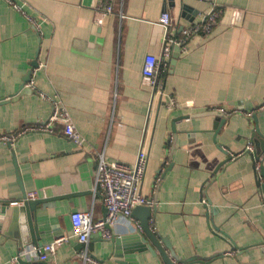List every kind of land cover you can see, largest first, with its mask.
<instances>
[{
	"label": "crops",
	"instance_id": "1",
	"mask_svg": "<svg viewBox=\"0 0 264 264\" xmlns=\"http://www.w3.org/2000/svg\"><path fill=\"white\" fill-rule=\"evenodd\" d=\"M17 2L40 24L0 0V98L9 100L0 104V137L50 116L44 92L68 108L84 144L67 138L61 123L53 133L28 131L0 143V264L19 252L21 264L36 261L40 245L23 202L30 192L43 201L31 212L41 244L71 236L48 264H88L77 256L86 245L75 235L72 213L106 216L96 184L99 155L133 166L141 151L147 156L141 192L155 201L150 225L167 253L173 249L190 264H264V176H257L251 154L264 167V138H253L257 128L264 136V0ZM106 4L113 12L106 14ZM214 8L222 10L214 30L192 38L186 51L173 49L155 92L142 68L148 55L162 53L161 15H171V29L181 36ZM233 9L243 11L238 23H231ZM167 96L175 108L166 106ZM213 110L226 117L207 113ZM12 201L22 202L5 206ZM132 216L112 226L122 241L119 257L166 264L139 230L143 212ZM113 247L100 234L87 245L99 261Z\"/></svg>",
	"mask_w": 264,
	"mask_h": 264
},
{
	"label": "built area",
	"instance_id": "2",
	"mask_svg": "<svg viewBox=\"0 0 264 264\" xmlns=\"http://www.w3.org/2000/svg\"><path fill=\"white\" fill-rule=\"evenodd\" d=\"M12 5L18 11H23L17 0H5ZM104 10L107 13L113 12V6L111 4L104 5ZM233 18L231 23H238L243 16V11L239 9H233ZM23 13H25L23 11ZM222 10L214 8L211 12L203 16L197 21L192 22L186 28L183 29L182 35L178 36L174 30L171 29L172 17L168 12H164L160 17V23L165 29V37L163 42L162 53L159 57L154 55H148L144 61L142 68L144 82L153 87V90L159 91L161 88L160 76L162 72L167 68L168 61L172 55L175 47H180L182 51L188 49L189 41L198 35H209L219 22ZM27 18L35 26H39V21L36 18L26 14ZM97 23L102 24L103 17L96 19ZM43 98L51 102L53 106L52 113L44 120L35 124H29L24 126L16 133L9 135H3L0 137V143H13L18 136L28 131L53 133L57 123L63 125V132L67 138L72 140L75 144L82 146L84 144V138L81 133L75 127L72 116L68 108L62 104L58 98L50 97L44 92H40ZM178 105L174 98L167 96L166 106L169 109H173ZM264 110V104L259 108ZM249 149L253 148L252 142L249 143ZM147 165V156L141 151L137 158L136 163L133 166L118 162L110 161L105 158L104 154L99 155V160L96 170V184L100 187L104 194V203L107 209L106 216L99 219H94L93 214L89 211L74 212L72 213V221L74 226L75 235L78 236V240L85 244L86 247L81 249L77 256L85 260L88 264H101V262L92 256L87 248L89 240L92 234H100L104 239H111L113 236L112 226L116 219L123 215L133 218L132 213L136 206L149 205L153 207L155 201L145 196L141 192V184L144 177L145 169ZM260 165H257L259 168ZM161 177H157V181H160ZM37 197L36 192H30L27 194V199H34ZM22 201H12L11 204H21ZM71 236L62 235L54 238L51 242L43 244L40 247H36V261L29 264H44L52 256H54L60 246L67 244L70 241ZM13 256L10 260V264H21L20 256Z\"/></svg>",
	"mask_w": 264,
	"mask_h": 264
},
{
	"label": "water",
	"instance_id": "3",
	"mask_svg": "<svg viewBox=\"0 0 264 264\" xmlns=\"http://www.w3.org/2000/svg\"><path fill=\"white\" fill-rule=\"evenodd\" d=\"M176 49L178 51H180V47H176ZM32 64V68H34L35 66H37V60H34V62L31 63ZM30 76H31V71L28 72L25 80H29L30 79ZM23 88V86H22ZM9 100H7L6 98H0V104H3L5 102H7ZM211 115H214L218 118H225V114L222 112V111H218V110H213L211 112H207ZM254 118H255V121L256 123L258 124V114H254ZM221 120V119H220ZM223 122V120H222ZM214 126L215 128L217 129L218 128V125H219V122L218 120H215L214 122ZM261 136L262 138H264L263 134L261 133L260 129L257 128V130L253 133V138H255L256 136ZM10 144V143H8ZM261 149L262 151H264V139H261ZM252 156H253V161H254V166L256 168V173H257V176H259V178H261V176H264V167L263 166H260L259 168H257V161L260 160V157L258 156V154H255V153H251ZM16 163V161H15ZM259 185L261 187V192L264 194V183H262L261 181H259ZM24 204H25V211H26V217L29 221V225H30V228H31V232L33 234V238H34V243L35 244H38L40 246H42L43 244H41L42 242L40 241V237H39V230L37 229V226L33 223V220H32V214L31 212H35L36 211V208L37 206L43 202L42 200H34V199H27V195L24 196V200H23ZM5 206L6 205H11V202H5L4 203ZM14 212H15V215H19V212L21 210V207L20 206H15V208H13ZM140 212H143V216H139V218L141 219V222H140V228L139 230L141 229L142 231L145 232V234L148 236V238L150 240H152V242L156 245V247L158 248V250L160 251L164 261L166 264H190L191 263V260H187V261H184V260H178L177 259V255L176 253L174 252V250L172 249L171 253H167L165 251V249H163L161 247V245L159 244V238L158 236L153 232V230L151 229V225H150V219L152 217V214L154 212H156V207H151L149 205H139V206H136L133 210V214L134 215H138ZM38 238V240H37ZM113 243H114V247L111 251V253L107 256L106 259H103V260H100V261H106L108 263H111V264H128L126 263V260H129V262H132L134 263V260H133V257H129L127 256L126 259H122L121 257H119L121 255V251H122V247H121V240L119 238H116L115 236H112V238L110 239ZM143 240L145 242H147V238L143 236ZM166 244H168V246L170 245L169 242H167L165 240ZM38 246V247H40ZM149 249L154 253V249L151 247H149ZM139 251V250H137ZM49 260L47 261H44L43 263L44 264H48ZM21 263V262H20ZM26 264H29V263H26Z\"/></svg>",
	"mask_w": 264,
	"mask_h": 264
}]
</instances>
